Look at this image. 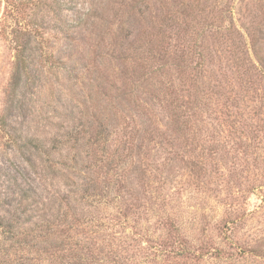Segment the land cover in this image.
<instances>
[{
  "label": "rangeland",
  "instance_id": "obj_1",
  "mask_svg": "<svg viewBox=\"0 0 264 264\" xmlns=\"http://www.w3.org/2000/svg\"><path fill=\"white\" fill-rule=\"evenodd\" d=\"M44 2L0 0V264H264V0Z\"/></svg>",
  "mask_w": 264,
  "mask_h": 264
},
{
  "label": "trees",
  "instance_id": "obj_2",
  "mask_svg": "<svg viewBox=\"0 0 264 264\" xmlns=\"http://www.w3.org/2000/svg\"><path fill=\"white\" fill-rule=\"evenodd\" d=\"M13 1L15 3L16 7L19 10H23V7L26 6L27 4H29V5L32 4L35 7H38V8H41V9L44 8V5H46L44 0H6V3L8 4V6H10L11 2H13ZM51 1H52V3L53 2L56 3V5H60L59 0H51ZM16 32L18 34H20V35L27 36V38H28V42L27 43H29L30 41L34 40V38H36L37 40L42 42V39H44V36H45L44 33L42 31L38 30V29H29L27 27V24L21 25L20 29H17ZM18 56H19V58H18L17 64H16L15 74L13 76L14 81L12 82V85L14 87L13 91H15L17 89V87L19 85V80H20V77H21V73L24 70L22 52L18 53Z\"/></svg>",
  "mask_w": 264,
  "mask_h": 264
}]
</instances>
